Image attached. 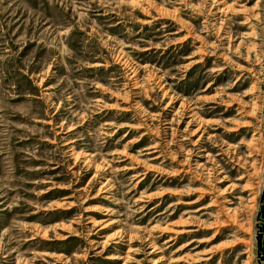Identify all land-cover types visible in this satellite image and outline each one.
<instances>
[{
    "label": "rangeland",
    "instance_id": "1",
    "mask_svg": "<svg viewBox=\"0 0 264 264\" xmlns=\"http://www.w3.org/2000/svg\"><path fill=\"white\" fill-rule=\"evenodd\" d=\"M0 264H264V0H0Z\"/></svg>",
    "mask_w": 264,
    "mask_h": 264
},
{
    "label": "bare ground",
    "instance_id": "2",
    "mask_svg": "<svg viewBox=\"0 0 264 264\" xmlns=\"http://www.w3.org/2000/svg\"><path fill=\"white\" fill-rule=\"evenodd\" d=\"M217 1H218V0H217ZM133 79H135L134 76H133ZM198 116H199V115H198ZM195 117H196V116H195ZM196 118H197V117H196ZM197 119H198V118H197ZM197 122H198V121H197ZM193 123H194V122H193ZM200 131H201L200 128H198L196 132L198 133V132H200ZM197 133H196V134H197ZM196 134L194 133V135H196ZM198 141H199V140H198ZM194 145H195V144H194ZM200 151H201V150H200ZM115 259H117V258L115 257Z\"/></svg>",
    "mask_w": 264,
    "mask_h": 264
}]
</instances>
